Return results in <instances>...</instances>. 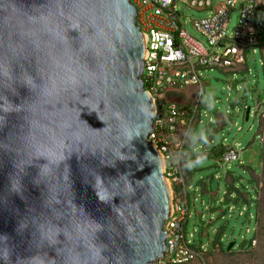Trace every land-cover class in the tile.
<instances>
[{
	"label": "water",
	"instance_id": "95a60500",
	"mask_svg": "<svg viewBox=\"0 0 264 264\" xmlns=\"http://www.w3.org/2000/svg\"><path fill=\"white\" fill-rule=\"evenodd\" d=\"M2 4L36 33L14 75L68 80L42 112L25 106L36 99L27 86H0V105L15 108L0 111V264H156L171 192L147 141L156 109L134 0ZM49 10L54 31L38 19Z\"/></svg>",
	"mask_w": 264,
	"mask_h": 264
},
{
	"label": "rangeland",
	"instance_id": "374dc122",
	"mask_svg": "<svg viewBox=\"0 0 264 264\" xmlns=\"http://www.w3.org/2000/svg\"><path fill=\"white\" fill-rule=\"evenodd\" d=\"M212 1L211 9L199 10L181 0L176 9L182 28L204 44L194 23L215 12L221 0ZM240 16V8L231 13L228 37L233 38ZM263 64L264 51L248 49L242 69H200L201 86L186 89L182 96L189 102L183 108L189 109L201 92L200 122L187 148L191 211L187 236L205 253L190 264H264ZM220 144L236 149L240 161L224 164L212 156ZM218 236L221 244L216 243Z\"/></svg>",
	"mask_w": 264,
	"mask_h": 264
},
{
	"label": "built area",
	"instance_id": "2783aa9c",
	"mask_svg": "<svg viewBox=\"0 0 264 264\" xmlns=\"http://www.w3.org/2000/svg\"><path fill=\"white\" fill-rule=\"evenodd\" d=\"M181 0H134L138 24L146 41L145 90L155 105L153 131L148 137L162 156L165 179L171 192V215L165 225L169 235L167 252L156 264H190L205 253L187 236L191 217L187 171L194 127L200 122V97L192 108L169 103L170 91L183 92L200 87V69L240 70L246 64L248 49L264 51V0H221L211 16L196 21L195 28L206 44L182 28L177 4ZM199 10L211 9L212 0H187ZM240 8L241 16L233 38L228 37L231 13ZM224 164L240 161V153L228 146ZM193 237V235H192Z\"/></svg>",
	"mask_w": 264,
	"mask_h": 264
},
{
	"label": "clouds",
	"instance_id": "9594fccd",
	"mask_svg": "<svg viewBox=\"0 0 264 264\" xmlns=\"http://www.w3.org/2000/svg\"><path fill=\"white\" fill-rule=\"evenodd\" d=\"M14 12L15 10L10 5H0V49L3 50L0 55V86L13 91L17 81L27 86L35 94L36 99L31 103H26L25 106L30 111L42 112L45 105L55 106L59 92L57 83H66L68 78L67 75H64L58 81L41 85L37 84L34 78L27 73L19 77L14 75L13 65L25 57L30 46L37 44L35 31L31 28L26 29L22 23H14ZM30 19L32 23L37 22V18ZM38 19L44 24L46 30L54 31V27L49 28V25H55L54 14L51 10L47 15H41ZM9 106L11 110H15L14 106L5 101L3 105H0V111H4L5 107Z\"/></svg>",
	"mask_w": 264,
	"mask_h": 264
},
{
	"label": "crops",
	"instance_id": "0c3cea01",
	"mask_svg": "<svg viewBox=\"0 0 264 264\" xmlns=\"http://www.w3.org/2000/svg\"><path fill=\"white\" fill-rule=\"evenodd\" d=\"M185 91L183 92H176V91H170L167 95V101L169 103L177 104L180 107H183L185 105H188L189 102H186L184 98L182 97Z\"/></svg>",
	"mask_w": 264,
	"mask_h": 264
},
{
	"label": "trees",
	"instance_id": "16d2710c",
	"mask_svg": "<svg viewBox=\"0 0 264 264\" xmlns=\"http://www.w3.org/2000/svg\"><path fill=\"white\" fill-rule=\"evenodd\" d=\"M263 66H264V64H263ZM228 147V146H227ZM227 147H225V146H223L222 144H220L219 146H217L216 148H214L213 149V151H212V156H215V157H217V158H221L222 159V156H223V154H224V152L226 151V149H227ZM264 159V157H263V155H262V160ZM247 198V202H249V197H246ZM221 237H217V240H216V243H219V244H221ZM215 243V244H216ZM197 248V247H196ZM197 249H202V248H197Z\"/></svg>",
	"mask_w": 264,
	"mask_h": 264
}]
</instances>
